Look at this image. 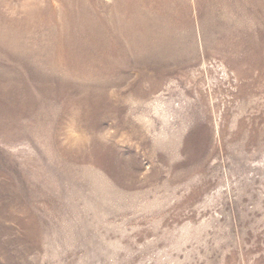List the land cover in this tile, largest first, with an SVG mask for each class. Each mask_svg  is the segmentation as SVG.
I'll return each instance as SVG.
<instances>
[{
    "label": "rangeland",
    "instance_id": "1",
    "mask_svg": "<svg viewBox=\"0 0 264 264\" xmlns=\"http://www.w3.org/2000/svg\"><path fill=\"white\" fill-rule=\"evenodd\" d=\"M40 2L0 0V264H264V0H135L167 36L112 71L74 26L118 0Z\"/></svg>",
    "mask_w": 264,
    "mask_h": 264
},
{
    "label": "bare ground",
    "instance_id": "2",
    "mask_svg": "<svg viewBox=\"0 0 264 264\" xmlns=\"http://www.w3.org/2000/svg\"><path fill=\"white\" fill-rule=\"evenodd\" d=\"M134 2L135 0H118L117 9L121 10L123 8L126 13H131L129 17H133L135 13ZM134 19L133 17L123 28L119 30L112 29L107 34L92 25L88 18L83 20V22H78L75 24L74 29L78 36L82 35V41L84 42L82 46L84 49H82L81 53L84 52V55L88 56L91 62H101L105 71H112V69L118 67L116 66L117 63L118 65H123L130 56L133 58L136 55L144 58L150 57L152 55L150 50L155 49L154 46L158 48L164 43L167 36L166 30L153 26L147 20L133 23L132 20ZM73 35L74 32L54 41L56 49L63 52L67 61L75 60L74 54L70 51L74 43ZM122 37L126 41L125 44L119 41V38Z\"/></svg>",
    "mask_w": 264,
    "mask_h": 264
},
{
    "label": "clouds",
    "instance_id": "3",
    "mask_svg": "<svg viewBox=\"0 0 264 264\" xmlns=\"http://www.w3.org/2000/svg\"><path fill=\"white\" fill-rule=\"evenodd\" d=\"M15 7L19 9H39L43 7V4L40 0H19V3ZM10 14L14 15L15 10L13 9Z\"/></svg>",
    "mask_w": 264,
    "mask_h": 264
}]
</instances>
